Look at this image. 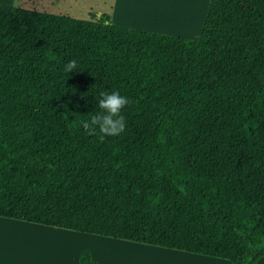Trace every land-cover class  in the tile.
Here are the masks:
<instances>
[{"label": "trees", "instance_id": "trees-1", "mask_svg": "<svg viewBox=\"0 0 264 264\" xmlns=\"http://www.w3.org/2000/svg\"><path fill=\"white\" fill-rule=\"evenodd\" d=\"M91 16L0 3V217L255 264L264 0H209L193 38ZM115 90L126 130L100 142L81 122Z\"/></svg>", "mask_w": 264, "mask_h": 264}, {"label": "crops", "instance_id": "crops-1", "mask_svg": "<svg viewBox=\"0 0 264 264\" xmlns=\"http://www.w3.org/2000/svg\"><path fill=\"white\" fill-rule=\"evenodd\" d=\"M14 1L15 0H13L12 3ZM114 3L115 9L113 8L111 14L109 15L113 23L143 30L169 33L178 31H172L174 28L168 29L172 28L168 27L170 21L164 18V20L159 22V18L165 17L167 14L170 16L178 14L176 17H180L181 19H177V22H185L186 20L188 21L191 13L195 15L199 9L202 24L209 0L202 1V5L197 6L198 8H196V11L194 12V9L188 4L187 0H165L162 2H158V0H115ZM116 3H121L124 7L132 8V10H128L129 12H126L125 14L119 10V5ZM99 12L100 13L98 15L102 14V11L99 10ZM156 22H159L160 25ZM173 22L176 21L173 20ZM180 22L178 23L181 24ZM9 225L24 227L25 229L31 231L54 230L57 231V233H63L62 235L65 238L62 239L63 241H61V243L52 245V243H54L53 241L58 240V236L44 235L43 233L39 235L19 236L21 239L34 237L42 242V244L47 245L50 249H56L50 252L38 244H28V248L30 249L27 252L20 251L17 255L13 254L9 256L2 250V241H0V264H77L79 253L83 248H87L90 251L92 258L101 264H231L228 259L219 257L206 256L157 245H147L125 239H116L110 236L78 232L71 229L47 226L20 219L0 217V230H2V227ZM92 243H113L121 247L127 246V249H130V247L133 246L137 250L142 249L151 251L153 256L151 258L137 259L134 261L133 259L126 260L127 256L131 255H126L124 253V255H121L120 258L112 260L114 258L113 255H96L94 245ZM50 244L52 246H50ZM23 245L27 244L18 240L16 247H21ZM255 264H264V255L259 258Z\"/></svg>", "mask_w": 264, "mask_h": 264}, {"label": "rangeland", "instance_id": "rangeland-1", "mask_svg": "<svg viewBox=\"0 0 264 264\" xmlns=\"http://www.w3.org/2000/svg\"><path fill=\"white\" fill-rule=\"evenodd\" d=\"M6 1V2H4ZM13 0H0V3L3 4H8V5H13V6H20L23 8H27V9H36L39 11H46L49 13H53V14H61V15H67L70 17H74V18H78V19H91L92 13H96L97 15L100 13V11H102L101 13H105L110 15L112 9H115V0H15L12 3ZM165 0H158V2H162ZM202 1L204 0H187L188 4L190 6H192V8L194 9V11H196V8H198L197 6L202 5ZM117 5H119V10H121L122 12H124L126 14V12H129L128 10H132V8H126L123 6V4L121 3H116ZM121 6V7H120ZM118 9V8H117ZM130 14V13H128ZM178 14H175L173 16H170L169 14H167V16L159 18V22H161V20L167 19L168 21H170L168 27H172V28H168V29H173L172 31H178V32H169V33H165V34H170V35H178V36H182L185 38H193L196 35L199 34L202 24H201V14L199 9L197 10V12L195 13V15H193L192 13L190 14V18H188V21L186 20L185 22H180L181 24H179L177 22V19L180 20V17H176ZM176 21V22H173ZM157 23L160 25V23ZM178 23V24H177ZM189 25H187V24ZM161 33V32H160ZM43 233L44 235H51V236H58L56 241H53L54 243H52V245L55 244H59L61 243V241H63L62 239H64L65 237L62 235L63 233H57V231L51 230V231H31L28 229H25L24 227H18V226H5L2 227V230H0V241H2V250L4 251V253H6L8 256L9 255H17L18 252H27L30 248H28V244H38L40 246H43L45 248V250H49L50 252L55 250L56 248H52L50 249L47 245L42 244V242H40L38 239L34 238V237H30L27 239H21L22 236H27V235H35V234H41ZM52 233V234H49ZM21 236V237H19ZM19 241H23L25 244L27 245H23L21 247H16L17 242ZM49 244V243H48ZM94 245V251L95 254L100 256H110L113 255V259H118L120 258L121 255H124V253L126 255H131V256H127V259H133L134 261L137 259H143V258H151L153 256V254L151 253V251L148 250H142L139 249L137 250L135 247H130V249H127L126 247H121L117 244H113V243H92ZM50 244V246H52ZM40 249V248H38ZM130 257V258H129Z\"/></svg>", "mask_w": 264, "mask_h": 264}, {"label": "clouds", "instance_id": "clouds-1", "mask_svg": "<svg viewBox=\"0 0 264 264\" xmlns=\"http://www.w3.org/2000/svg\"><path fill=\"white\" fill-rule=\"evenodd\" d=\"M78 70L76 59L68 61L64 66L66 73ZM126 95H121L118 90L100 91L97 106L99 111L91 114L88 119L81 122V126L87 134L98 136L103 142L108 136H120L126 130V118L122 110L130 104Z\"/></svg>", "mask_w": 264, "mask_h": 264}]
</instances>
